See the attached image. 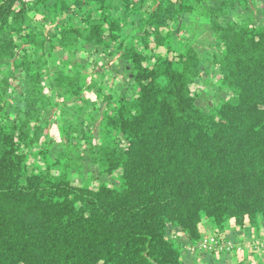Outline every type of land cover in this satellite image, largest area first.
<instances>
[{
    "label": "trees",
    "instance_id": "16d2710c",
    "mask_svg": "<svg viewBox=\"0 0 264 264\" xmlns=\"http://www.w3.org/2000/svg\"><path fill=\"white\" fill-rule=\"evenodd\" d=\"M198 25L228 92L208 109ZM85 158L118 183L74 184ZM262 223L264 0H0V264H190L186 243L238 259L201 251L202 225Z\"/></svg>",
    "mask_w": 264,
    "mask_h": 264
},
{
    "label": "rangeland",
    "instance_id": "374dc122",
    "mask_svg": "<svg viewBox=\"0 0 264 264\" xmlns=\"http://www.w3.org/2000/svg\"><path fill=\"white\" fill-rule=\"evenodd\" d=\"M257 12L259 10L257 9ZM207 26H196L195 29H191V34L190 37L192 40L196 39L197 40L194 42L195 47L201 52L202 57L204 58V71L202 73L201 79L198 81L199 84V89H200V94H199V104L203 107L208 109L209 107L213 106L214 104L218 103L222 98H224L228 92L223 91L220 86L216 85L218 82L216 81L215 74L213 73V69L211 68V65L206 62V59L208 57H211L210 54L213 53L214 49H210L209 42V33L206 32ZM203 67V68H204ZM109 83L106 84V87H110L111 85H117L121 90H125V80L123 75H120L118 79L115 80L111 78H108L107 80ZM90 99L92 100L91 102H95L96 96L91 95ZM97 107L92 105V106H86L85 109L82 111L83 117L86 119L91 133H97L99 125L102 121V115L103 111H105V105L104 104H97ZM100 105V106H99ZM71 112H75V109L72 107ZM78 113V112H77ZM70 114L64 115V118L69 117ZM60 117L61 114L59 112H54L47 114L43 117V121L46 122V120H53V124L51 126V132L48 140H52L51 144L49 143L46 148H50L52 152L54 151H62L65 149L63 147L64 144V137L61 136L60 134V128H59V123H60ZM81 149V148H80ZM83 151V148L80 150ZM87 155V154H85ZM71 157L73 159L76 158V155L71 154ZM80 165H82V170L79 174H77L73 180L74 184H79L82 182H92L94 186H97V183L104 182V183H111V184H117L118 183V173H116L114 176L107 177V176H102L98 173L97 168L94 167V165L91 163V161L88 158H85L83 160H79L76 162ZM261 227L258 230H255L252 226L249 231H241V233H235L234 236L230 235L233 237L235 240H220L218 235L212 230L211 234H215L216 238L219 242V245H214L212 249L206 251V249L200 248L201 251H206L207 253H213L215 252H233L236 249H238L239 252H241L243 255L240 257H236V259H225V257L219 258L215 254H210V258L204 257V253H196L194 247H191L187 243L183 245L182 247V256L183 258L188 261L190 264H239L240 259H243L245 257L248 261L252 262L253 264H264V223L260 224ZM202 230H204L202 228ZM207 232V231H206ZM204 231V233H206ZM208 233H206L207 235ZM210 234V233H209ZM229 236V234H227ZM237 238H241L237 239ZM185 239V238H184ZM222 246V247H221ZM233 246V247H232ZM240 247V248H239ZM200 251V252H201ZM242 257V258H241Z\"/></svg>",
    "mask_w": 264,
    "mask_h": 264
},
{
    "label": "built area",
    "instance_id": "2783aa9c",
    "mask_svg": "<svg viewBox=\"0 0 264 264\" xmlns=\"http://www.w3.org/2000/svg\"><path fill=\"white\" fill-rule=\"evenodd\" d=\"M214 245H219V242L216 238L215 234H207L204 239L202 240V242L200 243V248L206 249V251L212 249V247ZM222 247V246H221ZM233 247V246H232ZM240 248V247H239ZM238 250V249H237Z\"/></svg>",
    "mask_w": 264,
    "mask_h": 264
},
{
    "label": "crops",
    "instance_id": "0c3cea01",
    "mask_svg": "<svg viewBox=\"0 0 264 264\" xmlns=\"http://www.w3.org/2000/svg\"><path fill=\"white\" fill-rule=\"evenodd\" d=\"M202 228L204 229V230H202ZM251 229V225L250 224H245L244 225V227L243 228H239V227H235L234 228V231H235V233H241V231H243V232H247V231H249ZM201 230H202V232L204 233V231L206 232V233H211V231H212V228L211 227H208V224H204V225H202V227H201ZM205 233V234H206ZM237 239H240L241 240V238H237Z\"/></svg>",
    "mask_w": 264,
    "mask_h": 264
}]
</instances>
